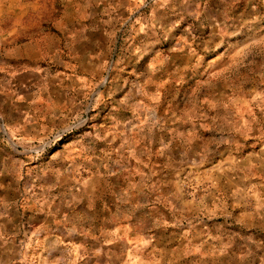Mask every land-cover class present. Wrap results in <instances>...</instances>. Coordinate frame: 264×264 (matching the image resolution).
<instances>
[{"label": "rangeland", "instance_id": "obj_1", "mask_svg": "<svg viewBox=\"0 0 264 264\" xmlns=\"http://www.w3.org/2000/svg\"><path fill=\"white\" fill-rule=\"evenodd\" d=\"M138 2L0 0V232L11 259L48 264L70 249L75 264H264V0H166L155 11ZM149 14L161 25L185 15L123 73L168 57L146 85L149 97L160 91L162 128L149 140L143 121L131 111L113 118L109 103L53 138L68 97L92 87L112 30L104 21L140 29ZM206 14L234 34L210 52L201 46L199 67H186V30L191 47L208 40ZM230 121L246 134L219 130Z\"/></svg>", "mask_w": 264, "mask_h": 264}, {"label": "clouds", "instance_id": "obj_2", "mask_svg": "<svg viewBox=\"0 0 264 264\" xmlns=\"http://www.w3.org/2000/svg\"><path fill=\"white\" fill-rule=\"evenodd\" d=\"M164 2H166V0H139L134 7L138 8L146 4V6L155 11V9L163 7ZM85 7H87V5H85ZM185 15L199 17L200 13L187 12L185 10ZM185 15H181L179 19L161 25L159 22L154 23L152 15L149 14L144 17L145 25L140 29L121 28L119 25H123L124 21L119 18L116 19L115 23H112L111 18L104 21L105 24H111L112 30L110 33H107L109 42L103 55L99 57L98 62L89 70L88 74L93 81L92 87L83 95L77 93L68 97V111L61 114L63 119L60 125H53V131L50 135L56 138L65 131H70L86 125L89 119L88 113L90 111L96 110V114L99 115L101 106L106 108L109 103H112L115 105V111L112 114L113 118H115L119 112L131 111L133 119L143 121V127L141 128L140 125H137V130L150 140L154 129L162 128L164 118L155 115L158 107L157 102L160 100V91L157 90L154 95L149 97V93L146 91V85L152 82L156 73L160 72L161 66L168 60V57H162L161 54L157 52L156 56L153 57V62L143 73L133 71L127 76L123 73L126 67L133 64L134 60H138L156 52V46L160 44L162 39L168 38L171 29L175 28L176 25L185 18ZM206 18L213 29L208 40H197L196 46L191 47L189 40L195 39L191 36V32L194 31V28L192 25H189V29L186 30L188 39H184V45L187 53L191 57L189 65L186 67H199L201 60L199 50L201 46L204 52H210L214 47H220L221 44L226 42L228 36L234 34L228 31V27L223 22L219 25L214 24L213 21L215 17L211 14H206ZM137 32H142L143 35L138 36L137 41L133 43L132 37ZM117 33H125L123 35V42L119 44L118 52L115 51L118 41L116 36ZM248 51L250 52L251 48H249ZM118 96L120 97L119 99H117ZM145 98L150 99L152 103H146ZM228 123L231 124V127L221 128L219 130L246 134V130L241 129L235 121H230ZM92 135L91 132H86L84 133L83 139L91 143ZM102 138L103 137L100 135L96 136V139ZM230 140L231 137L227 140L221 138L219 141H211V143H228ZM205 149H207V146H205ZM24 150L26 152L39 151L36 145H28ZM0 215L6 216L7 213L5 211L0 213ZM75 231V228L69 229L70 233ZM13 236H15V233H13ZM0 240L3 241V243H0V257H3V259H0V264H16V261L11 259L13 249L8 246L11 244V239L8 234L0 232ZM45 240H48V237H45ZM42 243L43 242H41V244ZM61 243L60 237L56 236L48 242V248L56 250ZM22 247L23 245H21V248ZM60 252V257L48 262V264H75L70 249H61Z\"/></svg>", "mask_w": 264, "mask_h": 264}, {"label": "crops", "instance_id": "obj_3", "mask_svg": "<svg viewBox=\"0 0 264 264\" xmlns=\"http://www.w3.org/2000/svg\"><path fill=\"white\" fill-rule=\"evenodd\" d=\"M187 1H189V0H184V2H187ZM197 1H201V0H197ZM203 1V0H202ZM196 3V2H195ZM201 3V2H200ZM67 77H69V76H67Z\"/></svg>", "mask_w": 264, "mask_h": 264}]
</instances>
